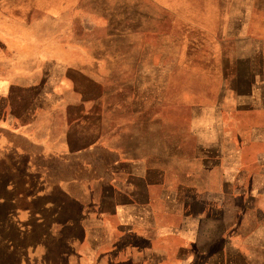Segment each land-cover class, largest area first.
I'll return each mask as SVG.
<instances>
[{
  "label": "crops",
  "instance_id": "1",
  "mask_svg": "<svg viewBox=\"0 0 264 264\" xmlns=\"http://www.w3.org/2000/svg\"><path fill=\"white\" fill-rule=\"evenodd\" d=\"M53 64L0 62L1 164L20 183L0 191V264H264V89L193 105L173 136L154 103L58 90Z\"/></svg>",
  "mask_w": 264,
  "mask_h": 264
},
{
  "label": "rangeland",
  "instance_id": "2",
  "mask_svg": "<svg viewBox=\"0 0 264 264\" xmlns=\"http://www.w3.org/2000/svg\"><path fill=\"white\" fill-rule=\"evenodd\" d=\"M50 61L58 90L154 103L177 136L193 105L236 106L249 87L264 89V0H0V62L25 72ZM1 151L0 191H17Z\"/></svg>",
  "mask_w": 264,
  "mask_h": 264
}]
</instances>
